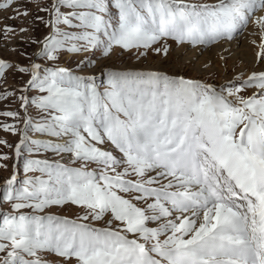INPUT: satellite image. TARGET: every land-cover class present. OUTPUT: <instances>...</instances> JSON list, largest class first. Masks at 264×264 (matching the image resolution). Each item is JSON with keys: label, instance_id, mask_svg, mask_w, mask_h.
Returning <instances> with one entry per match:
<instances>
[{"label": "snow or ice", "instance_id": "1", "mask_svg": "<svg viewBox=\"0 0 264 264\" xmlns=\"http://www.w3.org/2000/svg\"><path fill=\"white\" fill-rule=\"evenodd\" d=\"M0 11L49 29L31 41L41 46L36 60L80 58L70 69L0 57L3 85L28 77L0 92V100L20 93V111L0 113L17 122L0 130L19 135L15 145L0 140L14 153L0 154L14 161L0 204L18 214L0 212V264H264V71L216 84L109 63L126 53L167 59L185 45L202 56L249 24L264 63V0H3ZM0 33L7 40L16 28ZM87 70L104 82L78 74ZM30 107L47 118L34 121ZM30 131L63 143L30 141ZM41 149L68 154L69 163L26 158ZM21 165L25 176L47 179L17 189ZM66 204L83 215L23 211Z\"/></svg>", "mask_w": 264, "mask_h": 264}, {"label": "rangeland", "instance_id": "2", "mask_svg": "<svg viewBox=\"0 0 264 264\" xmlns=\"http://www.w3.org/2000/svg\"><path fill=\"white\" fill-rule=\"evenodd\" d=\"M0 2H3V0H0ZM200 2L214 4L218 3L219 0H200ZM40 15H44V13H40ZM7 16H9L8 12L0 11V29H2L6 24L12 25L16 28V34L10 36L7 40H5L3 38L2 33H0V57L17 61L22 65H27L30 61L26 57L30 56L33 60H36L34 54L37 53L41 47L40 44H34L31 43V41L43 40L44 37L48 34L49 29L38 21L34 23L31 18L13 20L6 19ZM21 27L27 28L28 32L21 34L19 32V29ZM258 31L259 30L256 27L254 28L252 24H249V26L243 31V33L238 36L242 37L244 42L239 44L237 43V39H235L231 42H221L219 44L214 45V47H218L220 51L218 52V55L215 58H212L207 53V51H204L202 56L199 55L200 47L191 49L190 52L188 51L182 55L177 54L181 48L180 47L171 51L170 56L167 59L150 54L147 59L137 61L134 54L126 53L125 55L116 58L109 63L110 66L114 65L119 70L131 69L142 71H154L162 74H167L169 76L184 75L186 78L207 80L209 83L221 84L226 81L232 80L234 77L240 76L242 74L244 78H246L247 75L253 71H264V63H258L256 56L259 50L256 45L260 43ZM252 41H256V45H254ZM224 44L233 45V47L228 49L227 51H224L221 47ZM6 45L7 48L5 47ZM248 49L253 50L252 52H250L251 54L249 53ZM17 53H25L26 56H20ZM242 55L245 56L243 57ZM177 57H180V63L175 61H179V58ZM78 59L80 58L68 54H62L60 55L59 60L56 62H49L46 60H36V62L41 63L42 65H46L48 67L62 66L70 69H75ZM246 61H249L254 67H252V69L250 70H244V63ZM78 74L96 75L100 77L98 70H87L83 73ZM27 79L28 77H21L19 74L10 75L8 78L7 85H3V83L0 82V92H3L5 89L14 90L22 88L25 85ZM99 82L103 83L104 78L100 77ZM19 95L20 93L17 91L15 96H10L7 100H0V113H3L5 111H20V105L17 101V97ZM28 95L31 98L38 97L41 94L38 91H31L28 93ZM29 115L36 122H40L47 118L43 113H41L34 107L29 108ZM21 116H23L22 112ZM13 123L17 122L13 121L8 117L0 115V125ZM18 126L21 128L23 127L22 123H20ZM28 136L30 141L38 140L47 142L46 140L48 139H54L47 135H42L33 131H30L28 133ZM0 140H7L9 144L15 145L19 142V135L14 136L11 133H5L3 130H0ZM30 146L33 147V151L35 153L37 151L35 149V146ZM0 154H7L10 157H13L14 155L12 149L4 147L3 145H0ZM25 155L28 159H37L42 161L46 160L50 163L61 162L68 164L70 159L68 154H64L61 156L56 155L51 151H44L43 149L39 150V154H34L31 156H27V154ZM0 163L7 164L8 166L7 169L0 168V184H3V182L9 179L12 175L14 161L13 159H9L7 161H0ZM36 177L47 179L46 176H43L38 171L30 172L27 176H25L21 165L18 171V178L15 187L19 189L23 185V181L25 179ZM0 199H2V193H0ZM23 211L25 214H35L42 217H47L51 215L61 219L67 218L71 221H76L78 215H83V211L81 209L71 204H66L63 207L52 206L40 213H33L31 209H24ZM0 212L11 213L10 204H0ZM11 214L18 215L17 213ZM0 223H2V218H0ZM89 223L91 222L89 221ZM94 226L99 227L100 225L96 224ZM48 259L52 261L53 264H56L57 262L56 257H48Z\"/></svg>", "mask_w": 264, "mask_h": 264}, {"label": "bare ground", "instance_id": "3", "mask_svg": "<svg viewBox=\"0 0 264 264\" xmlns=\"http://www.w3.org/2000/svg\"><path fill=\"white\" fill-rule=\"evenodd\" d=\"M254 26V25H253ZM254 28H255V26H254ZM242 42H244V40L242 39V37H238L237 38V43H242ZM221 45V44H220ZM222 47V50H224V51H227L228 49H230V48H232L233 47V45H228V44H224V45H222L221 46ZM247 48V47H246ZM252 48V47H251ZM190 52V50H189V48H188V46H182L181 48H180V50H179V52L177 53V54H184V53H186V52ZM200 51H201V48H200ZM204 51H207V53L212 57V58H215L217 55H218V52H220L219 51V49H218V47H211V48H208V49H206V50H204ZM245 51V50H244ZM248 51H249V53L250 52H252L253 50L252 49H248ZM257 52V51H256ZM248 53V54H249ZM240 54V53H239ZM242 54H243V52H242ZM251 54V53H250ZM208 55V56H209ZM241 55V54H240ZM243 56V55H242ZM245 56V55H244ZM243 56V57H244ZM250 56V55H249ZM256 56H257V54H256ZM177 58H179V61L178 60H175L176 62H178V63H180V57H177ZM245 59V58H244ZM246 60V59H245ZM257 66V65H256ZM252 67H254V66H252V64L249 62V61H246L245 63H244V70H250V69H252ZM50 140H53L54 142H58V143H63V141H55V139H48V140H46V141H50Z\"/></svg>", "mask_w": 264, "mask_h": 264}]
</instances>
